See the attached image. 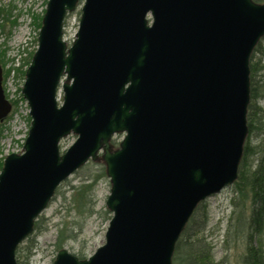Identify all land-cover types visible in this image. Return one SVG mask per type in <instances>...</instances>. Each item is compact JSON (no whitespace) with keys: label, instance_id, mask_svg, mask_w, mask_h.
Wrapping results in <instances>:
<instances>
[{"label":"water","instance_id":"water-1","mask_svg":"<svg viewBox=\"0 0 264 264\" xmlns=\"http://www.w3.org/2000/svg\"><path fill=\"white\" fill-rule=\"evenodd\" d=\"M79 1L48 0L25 72L31 124L0 171V264H18L58 187L90 160L111 181L106 243L88 258L62 247L54 264H174L198 205L238 179L264 2L84 0L69 45ZM3 79L0 63V121L13 109Z\"/></svg>","mask_w":264,"mask_h":264},{"label":"rangeland","instance_id":"rangeland-1","mask_svg":"<svg viewBox=\"0 0 264 264\" xmlns=\"http://www.w3.org/2000/svg\"><path fill=\"white\" fill-rule=\"evenodd\" d=\"M47 2L48 0H0V8L11 12V20L0 18V24L5 25L0 28V47L8 50L10 58L6 68L18 66L29 57L30 52L37 49L39 30L34 24V17L44 15ZM83 5L84 0H80L76 9L66 17L64 38L69 45L79 29ZM13 20L17 23L14 26L11 23ZM23 83L24 79L17 76L15 71L6 80L9 98L18 100V104H13L11 113L1 122L5 128L0 137V159L3 160L12 152H22L30 129L29 106L21 91ZM58 97L59 102H62V89L59 90ZM258 105L264 109V97L258 101ZM77 137L76 133H71L63 138L60 143L61 152L66 151ZM124 137V132L115 133L112 142L118 146ZM250 138L253 145L264 142V134H253ZM256 160V156L250 158L254 163ZM110 193L111 181L103 161L90 160L64 180L47 208L39 215L38 227L22 244L34 241L36 245L32 257L25 264H54L58 250L62 247L78 256L88 258L93 255L106 243V233L113 217V211L106 204ZM235 197L233 185H230L204 201L208 224L203 235L213 247L214 258L222 264H243L246 249L244 240L228 236L230 219L235 210ZM57 243L61 244L60 248Z\"/></svg>","mask_w":264,"mask_h":264},{"label":"trees","instance_id":"trees-1","mask_svg":"<svg viewBox=\"0 0 264 264\" xmlns=\"http://www.w3.org/2000/svg\"><path fill=\"white\" fill-rule=\"evenodd\" d=\"M258 2L264 0H256ZM10 10L0 8V18L5 21L10 19ZM43 15L34 17L36 28L42 25ZM12 26L16 20L11 21ZM4 23L0 28H4ZM37 41V39H36ZM8 50L0 47V63L4 68V87L6 80L12 71L17 76L25 78L26 67L30 64L34 51L18 66H6L10 62L7 55ZM251 101L248 107L249 138L245 144L244 154L239 168L238 179L233 184L236 197L233 200L235 206L234 214L230 219L228 236L241 239L246 242L243 255V264H264V142L253 145L250 136L264 134V109L258 105V101L264 97V37L259 41L251 56ZM22 99V98H21ZM14 105L18 100L12 99ZM29 121L31 120L28 116ZM4 127L0 122V137L3 135ZM257 158L256 163L250 158ZM3 159H0V170ZM84 194V191H83ZM208 224V212L204 202L200 203L179 238L174 253V264H222L216 261L212 253V245L203 235ZM38 227V219L35 228ZM21 243L17 249L18 264H25L33 255L35 242L29 241L26 245ZM61 247L60 243H57ZM79 257L85 258L80 255Z\"/></svg>","mask_w":264,"mask_h":264}]
</instances>
